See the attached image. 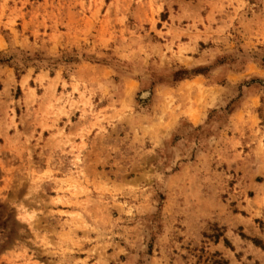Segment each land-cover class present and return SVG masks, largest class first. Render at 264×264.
<instances>
[{
	"label": "rangeland",
	"instance_id": "obj_1",
	"mask_svg": "<svg viewBox=\"0 0 264 264\" xmlns=\"http://www.w3.org/2000/svg\"><path fill=\"white\" fill-rule=\"evenodd\" d=\"M1 59L0 264H264V0H0Z\"/></svg>",
	"mask_w": 264,
	"mask_h": 264
},
{
	"label": "trees",
	"instance_id": "obj_2",
	"mask_svg": "<svg viewBox=\"0 0 264 264\" xmlns=\"http://www.w3.org/2000/svg\"><path fill=\"white\" fill-rule=\"evenodd\" d=\"M0 62L2 63V64H10L11 63V61L9 60V59H1L0 60ZM188 74V71H186V70H180V71H178V72H176L175 73V75H174V78H175V80L177 81V80H181V79H183V78H185V75H187Z\"/></svg>",
	"mask_w": 264,
	"mask_h": 264
}]
</instances>
